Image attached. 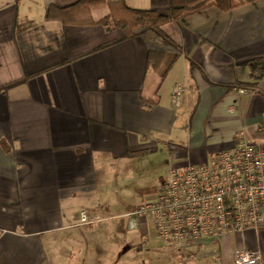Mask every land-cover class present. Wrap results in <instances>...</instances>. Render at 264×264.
Here are the masks:
<instances>
[{
  "label": "crops",
  "instance_id": "0c3cea01",
  "mask_svg": "<svg viewBox=\"0 0 264 264\" xmlns=\"http://www.w3.org/2000/svg\"><path fill=\"white\" fill-rule=\"evenodd\" d=\"M75 1L0 0V264H86L92 252L96 264H135L127 249L137 264H178L144 218L130 227L129 188L164 167L156 191L170 167L204 163L241 134L263 140L264 0L163 24L181 52L162 79L146 66L152 35L47 19L49 5ZM168 1L124 0L160 13ZM238 249L264 264V226L186 248L185 264H232Z\"/></svg>",
  "mask_w": 264,
  "mask_h": 264
},
{
  "label": "built area",
  "instance_id": "2783aa9c",
  "mask_svg": "<svg viewBox=\"0 0 264 264\" xmlns=\"http://www.w3.org/2000/svg\"><path fill=\"white\" fill-rule=\"evenodd\" d=\"M179 92L178 86L173 88L174 99ZM255 130L264 137V118ZM80 216L84 223L91 221L85 211ZM125 216L151 217L157 236L172 247L178 264H185L186 248L264 226V138L257 141L241 134L231 148L213 152L204 163L171 167L156 197ZM259 260V253L248 249L235 250L232 256V264Z\"/></svg>",
  "mask_w": 264,
  "mask_h": 264
},
{
  "label": "trees",
  "instance_id": "16d2710c",
  "mask_svg": "<svg viewBox=\"0 0 264 264\" xmlns=\"http://www.w3.org/2000/svg\"><path fill=\"white\" fill-rule=\"evenodd\" d=\"M255 0H169L168 11L160 13L150 9H136L127 6L124 0H76L66 6L49 5L47 19H57L64 24L93 25L102 24L119 27L126 38L152 35L154 39L146 42V66L154 69L162 79L180 55V47L162 29V25L180 19L208 5L221 10H229L241 3ZM105 4L108 13L94 19L91 10L94 6Z\"/></svg>",
  "mask_w": 264,
  "mask_h": 264
},
{
  "label": "rangeland",
  "instance_id": "374dc122",
  "mask_svg": "<svg viewBox=\"0 0 264 264\" xmlns=\"http://www.w3.org/2000/svg\"><path fill=\"white\" fill-rule=\"evenodd\" d=\"M171 168V167H170ZM169 168V169H170ZM165 172L164 167H161L158 172L153 175L152 177H148V178H141L140 180H136V182L134 181V185L131 186V188H129L130 191L134 192V194H132L131 197V202H136L137 208H139L140 206H142L143 204L152 201L155 197L157 192L159 191L160 188H158L155 191L156 185L161 184L162 181H164L163 179V174ZM162 178V179H161ZM168 178H169V171H168ZM167 178V181H168ZM136 218H138V220L141 218L139 217H130V220H136ZM128 220L129 218H123L121 219V221L126 224V226H128ZM144 221L146 222V230H147V237L149 239L150 243H155L156 245H163L165 246V248L168 250V252L174 253L173 249L171 246L165 244L156 234L155 228H154V224L152 221V218L147 216L144 218ZM123 225V224H122ZM135 226V225H134ZM133 227V226H130ZM131 232H135L140 234V227H136L134 229L130 230ZM152 241V242H151ZM162 242V243H161ZM126 244H130L132 245L130 242H127ZM128 247V246H127ZM127 256L130 258L131 257V261H135L137 263L140 262V258L139 255H137V257L135 256V250H128L126 251ZM95 254L94 252H92V254L90 256H88L87 260H86V264H96V258H94ZM136 258V259H135ZM128 261V259H127ZM128 263V262H127ZM142 264V263H141Z\"/></svg>",
  "mask_w": 264,
  "mask_h": 264
}]
</instances>
